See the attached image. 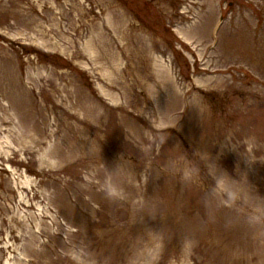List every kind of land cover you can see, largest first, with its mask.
I'll return each mask as SVG.
<instances>
[{"label":"rangeland","instance_id":"rangeland-1","mask_svg":"<svg viewBox=\"0 0 264 264\" xmlns=\"http://www.w3.org/2000/svg\"><path fill=\"white\" fill-rule=\"evenodd\" d=\"M0 264H264V0H0Z\"/></svg>","mask_w":264,"mask_h":264},{"label":"clouds","instance_id":"clouds-1","mask_svg":"<svg viewBox=\"0 0 264 264\" xmlns=\"http://www.w3.org/2000/svg\"><path fill=\"white\" fill-rule=\"evenodd\" d=\"M165 139L166 137L162 139L161 143H163ZM105 191L106 195L110 199L120 198L123 195L122 190L120 188L110 183L105 186Z\"/></svg>","mask_w":264,"mask_h":264}]
</instances>
